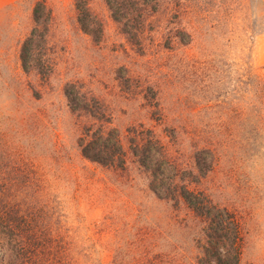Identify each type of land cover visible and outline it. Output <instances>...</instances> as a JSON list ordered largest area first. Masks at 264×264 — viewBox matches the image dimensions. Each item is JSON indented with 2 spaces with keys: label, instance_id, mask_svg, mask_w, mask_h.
Returning <instances> with one entry per match:
<instances>
[{
  "label": "rangeland",
  "instance_id": "rangeland-1",
  "mask_svg": "<svg viewBox=\"0 0 264 264\" xmlns=\"http://www.w3.org/2000/svg\"><path fill=\"white\" fill-rule=\"evenodd\" d=\"M132 1L117 18L108 0H0V196L48 210L81 264H216L209 222L158 198L135 153L153 168L165 147L160 188L205 192L237 220L241 264H264V127L239 119L264 74V0ZM98 133L121 137L122 166L83 155Z\"/></svg>",
  "mask_w": 264,
  "mask_h": 264
},
{
  "label": "trees",
  "instance_id": "trees-1",
  "mask_svg": "<svg viewBox=\"0 0 264 264\" xmlns=\"http://www.w3.org/2000/svg\"><path fill=\"white\" fill-rule=\"evenodd\" d=\"M108 2L117 18L130 17V11L123 12V0H108ZM148 3V0L143 1V5ZM137 6L139 5L134 3V8ZM40 7L46 9V5ZM38 13L40 11L37 9L36 14ZM36 31H33L22 49L25 68L28 67L31 59V44L35 40ZM261 69L264 70V67ZM241 92L244 97L246 94L250 95V104L253 105V109L250 112H240L239 119L243 122L247 120L249 123H255L256 127H264V74L252 72L250 80ZM81 146L83 155L92 161L104 165L119 163L118 166L126 162V151L117 133H111L108 138L98 133ZM138 147L141 153L138 154V149L135 153L141 157L142 164L153 172L156 183L159 185L151 188L158 198L170 202L182 201L197 216L209 222L210 228L207 232L209 247L206 249V257L216 264H241V231L235 217L228 211L215 206L203 191H195L188 187L160 188L172 172L170 167L172 163L164 152L165 147L159 151V154L154 155L159 163L153 168L149 165L151 160L148 157L149 151L144 147ZM213 152L214 150L208 146L198 150L196 162L202 173L211 170L212 164L209 161L214 158ZM161 162L165 166H162ZM1 190L5 194L4 189ZM6 191L8 192V188ZM20 192L21 190L6 200L5 197L0 196V264H81L74 252L73 241L60 234L57 235L56 226L46 219L48 210L44 211L36 204L28 205L20 202L22 197ZM16 201L19 203L16 204Z\"/></svg>",
  "mask_w": 264,
  "mask_h": 264
}]
</instances>
